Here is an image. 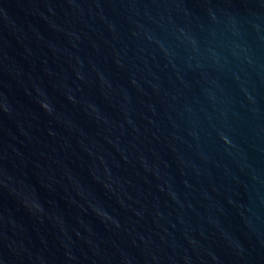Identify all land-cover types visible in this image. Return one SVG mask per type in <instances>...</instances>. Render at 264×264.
I'll list each match as a JSON object with an SVG mask.
<instances>
[{"label":"water","instance_id":"1","mask_svg":"<svg viewBox=\"0 0 264 264\" xmlns=\"http://www.w3.org/2000/svg\"><path fill=\"white\" fill-rule=\"evenodd\" d=\"M0 264H264V0H0Z\"/></svg>","mask_w":264,"mask_h":264}]
</instances>
